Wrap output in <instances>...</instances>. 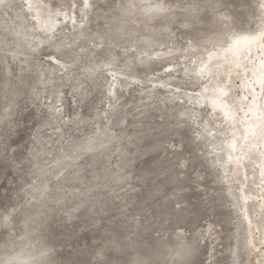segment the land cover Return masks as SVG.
Here are the masks:
<instances>
[{
  "label": "rangeland",
  "instance_id": "obj_1",
  "mask_svg": "<svg viewBox=\"0 0 264 264\" xmlns=\"http://www.w3.org/2000/svg\"><path fill=\"white\" fill-rule=\"evenodd\" d=\"M263 220L264 0H0V264H264Z\"/></svg>",
  "mask_w": 264,
  "mask_h": 264
},
{
  "label": "bare ground",
  "instance_id": "obj_2",
  "mask_svg": "<svg viewBox=\"0 0 264 264\" xmlns=\"http://www.w3.org/2000/svg\"><path fill=\"white\" fill-rule=\"evenodd\" d=\"M183 1V0H182ZM212 2H215V3H217L218 2V0H202V5H209V4H212ZM155 5V4H154ZM189 6V5H188ZM152 7V6H151ZM154 7V6H153ZM155 7H157V8H155V9H157L158 10V12H166V6L165 5H163V4H160V3H156V5H155ZM201 7V6H200ZM200 7H198V6H195L194 4L190 7L189 6V8H185V16L186 17H195L196 16V14H197V12H198V10H199V8ZM142 8V7H141ZM148 8H150L149 6H148ZM204 8V7H203ZM146 9V8H145ZM151 9H154V8H151ZM155 12V11H154ZM153 12V14H155ZM157 12V11H156ZM168 12V11H167ZM151 13V12H150ZM152 14V13H151ZM220 13L218 12V14H215V17L213 18V22H212V27L214 26V27H220V26H223V25H225V24H228V23H231V20L229 19V18H227V17H230L229 15H227V14H220ZM221 35V34H220ZM208 36V35H207ZM216 36V35H215ZM215 36H212V35H210V36H208V38H206L205 39V41L206 42H209L211 45L212 44H220L221 42H222V38L220 37H215ZM204 42V41H203ZM239 174V173H238ZM239 177H238V179H240V181H241V183L243 182H245V175L244 174H239L238 175ZM263 223H264V220H263ZM262 232V234H264V232L263 231H261ZM259 239V238H258ZM180 242V241H179ZM182 243V242H181ZM177 246H179V245H177ZM181 247V246H180ZM182 248H183V246H182ZM168 250V249H167ZM180 250H182V249H180ZM179 249H178V252L180 251ZM177 251V250H176ZM170 252V251H169ZM166 253H168V252H166ZM171 253V252H170ZM19 257V256H18ZM17 261L18 260H16V263H17ZM33 264V259H32V257L30 256V255H26L25 257H23L22 259H19V263L18 264ZM131 264H136V261H133V263H131Z\"/></svg>",
  "mask_w": 264,
  "mask_h": 264
}]
</instances>
